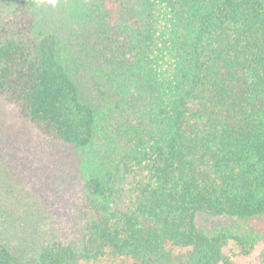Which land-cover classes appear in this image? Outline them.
Wrapping results in <instances>:
<instances>
[{
  "label": "trees",
  "instance_id": "1",
  "mask_svg": "<svg viewBox=\"0 0 264 264\" xmlns=\"http://www.w3.org/2000/svg\"><path fill=\"white\" fill-rule=\"evenodd\" d=\"M0 101V190L73 208L0 264H264V0H0Z\"/></svg>",
  "mask_w": 264,
  "mask_h": 264
},
{
  "label": "rangeland",
  "instance_id": "2",
  "mask_svg": "<svg viewBox=\"0 0 264 264\" xmlns=\"http://www.w3.org/2000/svg\"><path fill=\"white\" fill-rule=\"evenodd\" d=\"M5 115L12 112L9 106L0 101V111ZM0 190V242H7L18 251L32 252L43 242L52 241L57 235H64V230L72 223L73 208L65 201L50 196L48 200H34L30 190H13L6 194ZM52 193H50L51 195ZM66 197L71 199V195ZM52 198V199H51ZM56 204V205H55ZM232 259L236 264H250L259 253L250 260L238 257V247L230 243ZM93 264H131L126 260L105 258Z\"/></svg>",
  "mask_w": 264,
  "mask_h": 264
}]
</instances>
